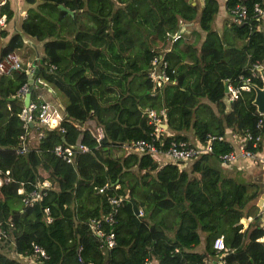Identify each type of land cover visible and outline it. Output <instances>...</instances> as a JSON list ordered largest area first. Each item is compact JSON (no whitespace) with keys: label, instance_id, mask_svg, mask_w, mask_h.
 I'll return each instance as SVG.
<instances>
[{"label":"trees","instance_id":"trees-1","mask_svg":"<svg viewBox=\"0 0 264 264\" xmlns=\"http://www.w3.org/2000/svg\"><path fill=\"white\" fill-rule=\"evenodd\" d=\"M23 1L27 7L20 30L40 40L42 47L33 59L37 69L31 78L57 92L63 116L52 126L33 117L29 129L39 128L41 134L33 146L17 152L23 133L18 90L28 83L29 68L19 62L17 69L0 71V264H28L18 254L31 253V242L47 255L38 264H80L78 246L84 259L97 264H145L150 258L157 264H201L218 235L231 248L224 256L227 262L264 264V228L252 223L242 228L238 222L250 214L247 206L257 196L258 186L225 175L214 162L219 153L233 149L223 136L224 127L245 148H261L264 114L251 102L253 89L241 91L226 106L223 82L236 85L242 74L261 85L257 71H245L241 61L245 58L250 67L256 61L264 71V16L253 8L257 3L264 12V0H224L229 17L223 25L245 34L255 51L253 58L244 41L224 44L212 28L217 0H203L199 10L188 0ZM239 4L246 7L244 17L231 12ZM0 15L4 23L11 18L6 0L0 4ZM180 23H186L181 37L166 42L164 33L179 29ZM188 28L191 40L184 37ZM199 30L204 33L197 47ZM22 46L19 32L8 35L0 25V62ZM154 53L167 61L175 81L152 93L146 70ZM201 97L214 103L216 111L198 103ZM30 100L44 99L32 87ZM161 107L175 139H187L181 131L188 129L202 143L207 134L215 136L211 152L193 158L188 169H178L172 162L159 166L147 154L113 152L131 140H149L152 124L146 110ZM87 119L102 128L100 139L82 126ZM255 136L258 140L252 145ZM160 138L164 146L165 139ZM57 143H81L87 150L76 152L67 162L54 154ZM131 167L141 171L140 183L129 180ZM43 180L48 186L40 185ZM114 181L123 200L114 215L115 243L104 250L86 221L107 212L110 191L95 189ZM18 187L22 193L40 189L41 196L25 205ZM131 201L139 214L133 213ZM199 231L205 233L201 252L194 250Z\"/></svg>","mask_w":264,"mask_h":264},{"label":"built area","instance_id":"built-area-1","mask_svg":"<svg viewBox=\"0 0 264 264\" xmlns=\"http://www.w3.org/2000/svg\"><path fill=\"white\" fill-rule=\"evenodd\" d=\"M4 0H0V4ZM255 12L262 15L263 11L258 6L257 3L253 4ZM231 12L239 17H244L246 14V7L244 5H236L231 9ZM4 20V16L0 15V25ZM182 31L177 29L175 31H166L164 33V40L166 42L174 41L180 38ZM53 67V64H51ZM19 68V62L15 58L14 54H8L3 62H0V71L8 69ZM29 68V65L26 66ZM37 69V68H36ZM173 69L169 67L167 61L161 56L160 53H154L149 58V63L146 70V77L151 82L152 93H155L160 87L167 83H173L175 78L171 76ZM239 83L236 85L227 84V97L229 100L237 98L241 91L249 90L251 88L248 76H243L240 74L238 76ZM27 90V83H24L18 93L23 97L24 92ZM63 107L59 105L57 108L47 101L37 102L35 100H30L27 106H22L19 117L22 122L23 133L20 135V145L17 148V152H24L27 150L28 143L26 139V133L29 130V124L31 123L33 117L36 118L37 122L41 125L52 126L63 116ZM147 117L149 122L152 124V130L149 132V140L145 138H139L131 140L129 142L122 143L121 146H125L130 152L147 154L154 159L170 161V162H182L185 160L196 158L197 156L205 153L211 152V140L215 137L212 134H207L206 142L202 143L197 139L190 141L187 139H175L174 137L165 138L164 142L166 144L162 146L161 131H162V121L164 118V108H147ZM262 114V113H260ZM261 120L257 121L260 124ZM89 133L96 140L100 139L103 135L102 128L99 125L92 122L87 126ZM63 131V128L60 127ZM247 138L251 139L252 136L249 132L245 135ZM258 140V136H255L251 144L254 145L255 141ZM53 152L55 155L61 157L67 162L72 161V157L76 152L86 151L87 147L81 143L76 144H61L57 143L53 146ZM236 157H249L255 158L256 151L244 147V142L240 141L237 144L235 150H230L225 153H219L217 155V160L221 166H228L232 160ZM264 168V159H261ZM5 180H7L5 178ZM41 186H48V181L43 180L40 183ZM119 188V183L105 182L101 186L97 187L95 190L97 192H103L109 190L110 193H106V197L109 203V209L101 217L92 216L87 219L86 225L89 230L98 240L99 247L101 249H108L112 247L115 243L114 232L112 229L114 223V215L119 210L121 202L123 200V195L117 192ZM18 193H22V189L18 187L16 189ZM40 189H31L22 193L21 201L23 204H32L35 200L40 198ZM44 218L47 222L51 220V216L47 207L43 208ZM31 253L18 254L21 259L27 260L29 263L38 264L42 259L46 258L47 255L44 249L36 242H31ZM212 247L217 252V260L219 264H231L226 261L225 254L231 250L230 247L225 245L222 235H218L212 240ZM81 246L77 248V260L80 264H97L93 260H86L80 254ZM109 264H120V263H109Z\"/></svg>","mask_w":264,"mask_h":264},{"label":"crops","instance_id":"crops-1","mask_svg":"<svg viewBox=\"0 0 264 264\" xmlns=\"http://www.w3.org/2000/svg\"><path fill=\"white\" fill-rule=\"evenodd\" d=\"M6 1L9 3V7L12 11V15H11V18L7 22L4 23V20H3L1 26L6 29L8 35H10L12 32H19L22 35L23 46L16 49L15 52H13L12 54H14V56L18 60V62H22V63L25 62V64H26L25 66L29 65V73H31L34 70V66L36 65L33 59L37 58L41 54V51H42L41 41L36 40L35 38L24 34L20 30L19 23H20V20L26 14L25 8L27 7V4L23 0H6ZM195 1H196L195 5L197 6V10H199V8H200L199 2L197 0H195ZM192 5H194V4H192ZM262 14L264 16V12ZM227 16L229 17L228 11H227L226 7L224 6V0H217V11H216L214 19L212 21V25H213L212 28L215 29L218 33H220L222 41L224 44H233L235 42V40L244 41L245 42V50H246L247 54L251 55L253 58L255 55V51L253 50V48L251 46L250 40L248 38H246L245 34L235 31L230 26H224L223 25V20ZM185 26L186 25H184V23H180L179 29L183 30ZM195 29L198 30V28H195ZM186 31L188 32V30H186ZM198 32L201 35V40H202L204 32L202 30H199ZM6 38H7V36L4 39L6 40ZM200 42H199V44H200ZM199 44L198 45L196 44V46L198 47ZM241 67L245 71L248 70V72L251 74L253 73L254 70H256L258 73V76L261 80L260 73L257 70V68L261 67V65H259V63H257L256 61L254 63H252V67H250L246 64L245 58H243L241 61ZM35 72H36V70L34 71V73ZM33 74H31V75H33ZM30 77L28 79V82L33 81V79ZM38 81L41 82V80H38ZM261 83H262V80H261ZM227 84H230V83H227ZM42 85L43 86H41V85L38 86V85L33 84V87L37 92V96L42 97L44 99V101H47V99H45L43 97V95H47L48 97H50L52 99L51 101L55 102L56 105L59 107V105L61 104L60 100L62 101V98L59 97L57 92L54 91V89L50 85H46L43 83H42ZM245 91H247V90H245ZM226 94H227V92H226ZM228 100L229 99L226 96L224 98V102H225L226 106H227ZM47 102L51 104V102H49V101H47ZM200 102L207 103L213 112L216 111V106L214 103L206 101V99L203 97L199 98L198 103H200ZM164 113H165V110H164ZM262 114H264V113H262ZM181 133L186 135L187 139H189L190 141L197 139L192 134L191 129L181 131ZM40 134H41V129H39V128H30L27 131L26 139H27V143L30 144L29 146H33L34 143H36L37 138L40 136ZM161 135H163V137H165V138L173 137V131L170 130L169 128H167V125L165 123V115H164V118L162 121ZM223 136L226 140H228L231 143V145L233 147L232 150H235L237 144H239V142H240V139L237 137V135H235V133L233 131H231V129L229 127H224ZM34 137L36 138L35 140H34ZM32 142H34V143H32ZM121 147L126 148L125 146H121ZM132 153H136V152H132ZM136 154H142V153H136ZM256 156L257 157H255V158L236 157L234 160L231 161V163L228 166L223 167L225 169V175H229L232 177L234 175H236V176L238 175L237 177L239 179H241V181H251V182H254L255 184H257V186H258L257 196L255 197V199L251 200L247 206L248 210H249L248 213H250V214L247 217H241L238 221L241 224L242 228L246 227L248 225V223H251L250 221L252 219H254L255 216H257L256 218H258L260 216L259 215V212H260L259 207L257 206L256 201H257V197L259 195V191L261 190L264 192V168H263V164L261 161V159H264V133L261 136V148H260V150L256 151ZM154 160L158 163L159 166L163 165L166 162H170V161H163L160 159H158V160L154 159ZM190 160L192 161V159H189V161ZM185 161H188V160H185ZM185 161L178 162V163H183ZM172 163H175V162H172ZM178 163H175L178 169H185V168H180V166L183 164H178ZM251 203L255 205V209H253V208L250 209ZM139 213H140V211H139ZM262 228H264V227H262ZM199 237H200L199 244L194 247V250L201 252V251H203V248H204L205 233L199 231ZM208 257L217 259V252L213 249V251L211 253H207L204 256L205 260H207ZM145 264H157V261L154 258H150L145 262Z\"/></svg>","mask_w":264,"mask_h":264},{"label":"water","instance_id":"water-1","mask_svg":"<svg viewBox=\"0 0 264 264\" xmlns=\"http://www.w3.org/2000/svg\"><path fill=\"white\" fill-rule=\"evenodd\" d=\"M188 1L191 2V4H195V2H196L195 0H188ZM197 1L199 2V5L201 7L203 4V0H197ZM59 6L61 8H64L61 5H59ZM184 25H186V23H184ZM36 68H37V66L35 65L34 70L31 73H28L29 77L31 76V74L34 73ZM257 70L260 73L262 83H261V85H256L254 83H250V86L254 91V96H253L251 102L255 106V109L257 112L264 113V71H263L262 67H258ZM33 84L38 85V86L42 85V83L39 82L38 79H34L32 82L27 83V90L24 92L23 97H22L23 106H27L29 101H30V93H31ZM223 91H224V93L227 92V82L226 81L223 82ZM256 204L259 207V211H260L259 215L260 216L258 218L252 219L250 222L259 226V227H264V192L261 190L259 191V195L257 197ZM131 208H132V211L134 214H136V215L139 214V209L133 201H131ZM202 264H219V263H218L216 258L208 257V259L205 260V258L203 257Z\"/></svg>","mask_w":264,"mask_h":264},{"label":"rangeland","instance_id":"rangeland-1","mask_svg":"<svg viewBox=\"0 0 264 264\" xmlns=\"http://www.w3.org/2000/svg\"><path fill=\"white\" fill-rule=\"evenodd\" d=\"M193 27H195V28H197V25L195 24V23H193ZM211 26H213L212 25V23H211ZM189 33V28H188V32L184 35V37L185 38H187V39H192V35H190V33ZM201 41V35L199 34L198 36H197V40H196V44L198 45L199 44V42ZM43 97L45 98V99H47V101H49V102H51V104H53L54 106H56L57 108H58V106L56 105V103L55 102H53V101H51L52 99L50 98V97H48L47 95H43ZM60 103H62L61 101H60ZM92 122H94L92 119H87L86 121H84L83 123H82V126H84V127H87V126H89V124H91ZM36 138L34 137V140H35ZM189 140V139H188ZM32 143H34V142H32ZM35 144V143H34ZM28 146L30 145V144H27ZM113 152H114V154L116 155H121V154H123V153H125V152H129V150L127 149V148H122L121 146H119V147H117V148H114L113 149ZM214 162L216 163V164H218V166L220 167V169H221V171L225 174V169L223 168L224 166H221L220 164H219V162H218V160H214ZM175 163H178V162H175ZM190 163H191V160L189 161H185V162H183V163H178V164H183V165H181L180 166V168H185V169H188L189 168V166H190ZM238 176V175H237ZM236 175H234V177L237 179V180H241V179H239L238 177H237ZM129 180L131 181V182H137V183H140V181H141V171H139V170H137L136 168H134V167H131L130 168V170H129ZM28 264H32L31 262L30 263H28Z\"/></svg>","mask_w":264,"mask_h":264}]
</instances>
